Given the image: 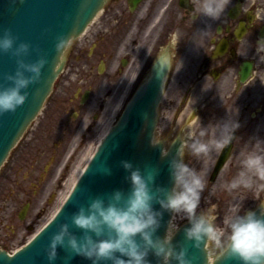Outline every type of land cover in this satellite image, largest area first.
<instances>
[{"label":"flooded vegetation","instance_id":"1","mask_svg":"<svg viewBox=\"0 0 264 264\" xmlns=\"http://www.w3.org/2000/svg\"><path fill=\"white\" fill-rule=\"evenodd\" d=\"M194 13L193 0H107L86 32L67 48L65 69L53 93H68L74 85L73 74H78L82 85L91 84L100 74L118 79L129 71L140 81L159 56L167 55L171 67L159 108V138H176L183 126H198L199 117L208 125L231 116L240 121V127L235 130L230 159L240 158L244 143L252 137L264 138V53L257 50V42L264 38V0H230L218 19ZM201 31L208 32L198 33ZM173 34L178 35V43ZM86 48L85 71H73L77 65L74 57ZM72 91L69 99L63 97L52 109L57 111L56 121L46 136H57L56 145H50L46 137L45 142L35 144L40 124L48 117L45 112L12 150L5 181H11L17 169L31 163L37 182L51 188V195L65 183L89 139L97 133V123L92 119L102 116L96 111L97 104L88 103L90 90L80 86ZM69 108L76 112L70 115ZM99 109L103 111L104 106ZM77 136L80 142L75 147ZM222 150L200 157L217 158ZM186 155L197 157L188 149ZM26 196L29 203L32 196L28 192ZM28 203L18 212V219L30 216ZM35 205L41 203L36 200Z\"/></svg>","mask_w":264,"mask_h":264},{"label":"clouds","instance_id":"2","mask_svg":"<svg viewBox=\"0 0 264 264\" xmlns=\"http://www.w3.org/2000/svg\"><path fill=\"white\" fill-rule=\"evenodd\" d=\"M193 2L194 15L218 19L225 13L230 0ZM173 35L178 43V35ZM17 39L11 28L0 35V51L11 52L17 64L14 73L4 74V78L12 83L0 87V114L14 112L25 103L29 93L22 90L41 79L42 70L48 63L45 55L35 61H26L24 57L29 55L31 45L26 42L17 44ZM65 42L64 36L57 38V51ZM257 50L264 53V38L257 42ZM261 60H264L262 55ZM239 127L240 121L231 116L208 125H203L200 117L198 126L190 123L185 138L181 139L179 158H174L170 164L174 178L171 189L164 186L154 188V170L142 172L134 168L131 161H123L124 167L131 170V191L126 194L116 189L107 198L96 196L89 204L81 205L72 213L71 223L62 222L52 234L46 247L49 261L56 260L58 246L63 245L90 258L92 264H108L109 261L111 264H153L148 259L150 251L162 257L157 264H173L174 261L175 264H195L184 242H180L179 248L173 244L180 227L178 217H187L190 225L185 228V237L196 247L211 241L218 251L234 256L242 264H264V212L258 214L254 209L241 212L243 200L236 201L231 204L222 224L218 223L215 204L201 207L202 195L208 186L205 171L193 167L184 158L185 149L197 157L222 150L232 143ZM167 153L168 150L164 149V154ZM239 165L234 175L214 182L211 191L216 193L220 189L233 193L240 188H264V138L252 137L244 143ZM156 201L161 205L160 209L154 207ZM164 210H170L173 215L168 221L166 235L160 237L155 233L161 226ZM72 224L84 229L82 236L78 237L72 231ZM9 256L14 257V254L10 252Z\"/></svg>","mask_w":264,"mask_h":264},{"label":"water","instance_id":"3","mask_svg":"<svg viewBox=\"0 0 264 264\" xmlns=\"http://www.w3.org/2000/svg\"><path fill=\"white\" fill-rule=\"evenodd\" d=\"M104 1L0 0V35L4 34L5 29L11 28L18 37L17 44L29 43L31 48L29 55L24 57L26 61H35L40 55L48 58V63L42 70L41 79L22 90L29 93L25 103L18 106L14 112L0 114V167L49 95L54 80L63 68L62 54L69 40L85 29ZM61 35L65 37L66 42L64 47L57 51V38ZM16 67V57L11 52L0 51V87L11 85L12 82L6 80L4 74L14 73ZM168 67V62L163 60L154 64L150 76L139 86L117 123L103 138L70 196L55 217L28 244L16 251L14 257L9 256L6 250L0 249V264H92L90 258L75 253L63 245L58 246L56 260L50 262L46 247L50 243L52 234L58 230V226L64 221L71 223L72 213L81 205L89 204L96 196L107 198L108 194L116 189H121L126 194L131 191V170L124 167L122 162L125 160L131 161L133 167L141 169L142 172L154 170V188L158 186L172 188L174 178L170 164L174 158H179L182 141L175 140L165 155L164 143L153 140L157 107L162 97ZM229 148L230 145L226 146L218 159L212 179L216 177L227 159ZM154 207L160 209L161 205L156 201ZM256 212L261 214L264 210L260 207L256 209ZM171 216L170 210H164L161 226L155 235L160 237L166 235ZM189 225L190 221L178 229L173 238V244L179 248L180 242H184L195 264H242L234 256L224 252L213 263H209L207 243L196 247L192 241L186 239L185 228ZM72 231L78 237L84 233V229L74 224H72ZM148 259L152 260L153 264H157L162 257H157L154 251H150ZM108 264L111 262L109 261Z\"/></svg>","mask_w":264,"mask_h":264},{"label":"rangeland","instance_id":"4","mask_svg":"<svg viewBox=\"0 0 264 264\" xmlns=\"http://www.w3.org/2000/svg\"><path fill=\"white\" fill-rule=\"evenodd\" d=\"M89 49L86 48L81 54L78 53L79 58L76 61L77 68L76 71L83 70L85 71V62L88 58ZM76 58V59H77ZM98 66V65H97ZM73 70V69H72ZM97 70V67H96ZM128 76V77H127ZM126 77H119L118 79H107L102 74L96 79L93 84L90 86L89 83L82 85L81 81L77 79V74H73L72 81H74V85L70 87V91L68 93H57L54 92L47 100L46 107L44 108L41 115L47 112L48 117L44 119L40 128L38 129L37 135L35 138L36 143L45 142L43 138H47L50 145L55 146L54 144L57 141V136H46L48 130L53 126L55 119V115L57 111H52L55 103H61L63 101V97L65 99H69L76 87L82 86V88L87 87L91 90V95L88 103H93L92 106L96 105V111L101 112L100 119H92L95 123H97V133L92 139H89L88 143L84 147V153L80 155L78 159V165L68 174L65 178V183H62L60 187H56V191L54 196L51 195L52 189L46 188L44 185L42 187L37 182L35 175L36 171L33 169V165L23 166L17 169L12 176V180L7 182L6 178V168L10 164V161L6 163L0 170V246L6 247L9 250H14L20 247L23 243H25L29 238L35 234L55 213V211L59 208L62 201L68 195L75 178L80 171V169L84 166L85 162L88 160L92 152L95 150L97 143L100 137L104 134V132L113 124L121 113L125 102L128 100L130 94L132 93L133 88H129L132 79V74L130 73ZM93 80H91L92 83ZM68 88V86H67ZM129 90V92H128ZM78 92V89L77 91ZM83 92V91H82ZM81 94V93H80ZM56 99L57 101H55ZM68 101V100H67ZM63 102V103H67ZM103 105V111L99 109V106ZM70 107V106H68ZM73 108H69L70 115H73L75 110ZM51 112V113H50ZM76 112V111H75ZM256 112V110H255ZM52 115V118L50 117ZM41 115L39 117H41ZM58 118V117H57ZM183 134L186 133L187 129L185 126ZM182 133V132H181ZM30 135V134H29ZM28 135V136H29ZM161 135H157L159 137ZM80 136L76 138L75 147H78ZM37 155V154H35ZM40 156V155H39ZM239 159L233 158L230 159L224 169L221 171L219 176L215 181L210 180V173L212 171V167L214 165L215 158L214 157H189L186 155L185 160L190 163L193 167L197 169H203L205 171L206 177L208 179V186L203 192L201 199V207L207 208L212 204L216 205L217 212V220L218 223L223 222L224 216L227 214L232 203L236 201L243 200V208L241 212H244L248 209H255L258 206L264 207V188H240L235 190L233 193H227L220 189H217L216 193L211 191L212 184L216 182L219 178H229L234 175L239 168ZM55 173H52L50 176L53 178ZM46 178V177H45ZM44 180V178H43ZM51 187V186H49ZM22 188V189H21ZM27 192L32 196V200H30V210L31 214L24 220H20L17 218L18 212L21 210L23 205L28 202L27 201ZM48 197H50L49 205H47V209L44 210L45 201H47ZM259 197V198H257ZM39 201L41 205H35V201ZM41 214V215H39ZM39 215V216H38ZM28 225H31L32 228L28 229ZM211 254L212 256H216L220 251H218L213 243L210 244Z\"/></svg>","mask_w":264,"mask_h":264},{"label":"bare ground","instance_id":"5","mask_svg":"<svg viewBox=\"0 0 264 264\" xmlns=\"http://www.w3.org/2000/svg\"><path fill=\"white\" fill-rule=\"evenodd\" d=\"M207 245H209V242H208V244ZM210 261H211V258H210Z\"/></svg>","mask_w":264,"mask_h":264}]
</instances>
